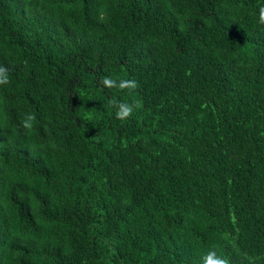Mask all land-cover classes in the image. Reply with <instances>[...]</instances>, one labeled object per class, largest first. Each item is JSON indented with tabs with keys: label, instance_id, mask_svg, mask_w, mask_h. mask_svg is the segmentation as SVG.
Segmentation results:
<instances>
[{
	"label": "trees",
	"instance_id": "1",
	"mask_svg": "<svg viewBox=\"0 0 264 264\" xmlns=\"http://www.w3.org/2000/svg\"><path fill=\"white\" fill-rule=\"evenodd\" d=\"M262 7L0 0V264H264Z\"/></svg>",
	"mask_w": 264,
	"mask_h": 264
},
{
	"label": "clouds",
	"instance_id": "2",
	"mask_svg": "<svg viewBox=\"0 0 264 264\" xmlns=\"http://www.w3.org/2000/svg\"><path fill=\"white\" fill-rule=\"evenodd\" d=\"M259 21L264 24V7L260 9L259 12ZM9 83V69L4 66H0V85H5ZM101 84L105 87L111 88H119L134 90L138 87V82L134 79L132 80H120L117 82L115 79L111 77H104L101 80ZM111 103L117 108L116 117L117 119L126 120L130 118L134 112V107H138L139 105H130L125 102L117 101L115 98L111 101ZM36 117L33 114H28L22 121V125L25 129L31 130L33 127V122ZM203 264H228L226 259H221L216 257L215 252H209V254L203 258Z\"/></svg>",
	"mask_w": 264,
	"mask_h": 264
}]
</instances>
